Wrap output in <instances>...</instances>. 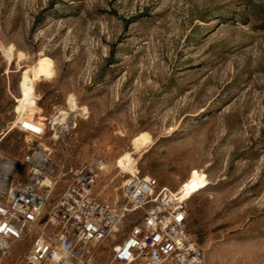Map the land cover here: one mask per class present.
I'll list each match as a JSON object with an SVG mask.
<instances>
[{"label": "rangeland", "instance_id": "374dc122", "mask_svg": "<svg viewBox=\"0 0 264 264\" xmlns=\"http://www.w3.org/2000/svg\"><path fill=\"white\" fill-rule=\"evenodd\" d=\"M0 44L11 50L0 47V150H52V204L83 163L98 197L121 200L130 174L99 162L134 151L137 171L172 190L191 169L206 174L184 201L203 264H264V0H0ZM42 54L53 72L36 84L38 139L17 124L21 75ZM69 95L87 113L54 125ZM142 131L151 142L135 151ZM30 247L31 236L13 244L5 264Z\"/></svg>", "mask_w": 264, "mask_h": 264}, {"label": "built area", "instance_id": "2783aa9c", "mask_svg": "<svg viewBox=\"0 0 264 264\" xmlns=\"http://www.w3.org/2000/svg\"><path fill=\"white\" fill-rule=\"evenodd\" d=\"M17 127L38 139L46 130L33 119ZM20 165L28 172L24 182H16ZM53 170L48 146L31 147L21 157L0 150V264L28 236L25 259L13 264H203L204 249L188 232L185 202L156 176L131 173L122 199L108 202L94 192L97 172L83 163L52 204L51 184L59 182ZM108 248L112 255L103 262Z\"/></svg>", "mask_w": 264, "mask_h": 264}, {"label": "bare ground", "instance_id": "6f19581e", "mask_svg": "<svg viewBox=\"0 0 264 264\" xmlns=\"http://www.w3.org/2000/svg\"><path fill=\"white\" fill-rule=\"evenodd\" d=\"M0 47L2 45L0 44ZM3 48V47H2ZM3 50L6 52L7 56L11 57V50ZM20 55H23L21 52ZM53 67L50 60L44 54L39 55V57L27 68L21 75L20 81V92H21V106H20V120L23 119H34L37 112V100L39 95L36 90V84L44 79L49 78L52 75ZM67 108L58 109L57 113L52 116L53 124H68L72 121V113L76 110H82L83 114L87 113V108L82 107L78 104L76 97L69 95L67 97ZM16 126L13 125L8 131H6L1 137V141L8 136V134ZM54 138L58 139L57 133L53 135ZM151 142V136L148 132L142 131L133 137L132 144L135 151L139 150L141 147L145 146L147 143ZM142 151V150H140ZM101 169H108L111 165L112 168L117 169L120 173H136L139 170L136 167V161L134 157V151H125L115 158L114 161L102 160L99 162ZM96 170V169H95ZM112 170V169H111ZM109 170V171H111ZM60 180V179H59ZM52 189L56 188L55 182H52ZM169 188L168 186H166ZM207 187L206 174L197 169H191L189 171L188 177L182 181L180 186L176 189H170L173 194L180 201L189 200L198 191ZM118 245V243L116 244Z\"/></svg>", "mask_w": 264, "mask_h": 264}]
</instances>
